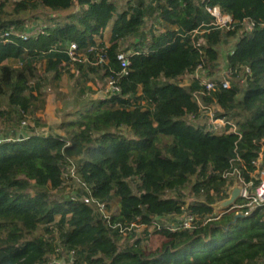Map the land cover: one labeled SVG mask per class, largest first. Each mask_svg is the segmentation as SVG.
<instances>
[{
	"label": "trees",
	"instance_id": "1",
	"mask_svg": "<svg viewBox=\"0 0 264 264\" xmlns=\"http://www.w3.org/2000/svg\"><path fill=\"white\" fill-rule=\"evenodd\" d=\"M119 1L0 0V121L34 115L58 98L70 65L92 75L96 86L119 88L94 97L74 79L66 95L72 107L54 125L58 134L0 142V264H46L56 249L75 251L72 264H264L263 209L236 216L234 209L215 215L211 207L229 185L221 173L235 163L248 179L261 151L264 0H127L128 8ZM213 6L231 17L230 28L186 35ZM38 9L48 16L34 15ZM148 11L160 32L143 31ZM34 19L42 21L37 30L28 28ZM244 19L256 25L253 32L244 31ZM230 39H236L226 59L230 87L203 101L236 121L240 139L187 124L198 109L195 86L174 81L197 64L210 75ZM197 40L204 43L198 47ZM70 44L86 62L69 58ZM120 54L129 62L124 73ZM69 161L78 162L91 196L115 207L111 223L148 228L155 218L185 212L195 218L191 228L154 227L165 239L154 251L135 232L119 235L79 198L59 196Z\"/></svg>",
	"mask_w": 264,
	"mask_h": 264
},
{
	"label": "built area",
	"instance_id": "2",
	"mask_svg": "<svg viewBox=\"0 0 264 264\" xmlns=\"http://www.w3.org/2000/svg\"><path fill=\"white\" fill-rule=\"evenodd\" d=\"M154 4L155 2L152 5ZM204 12L208 14V20L200 21L199 23H190V28L185 32L186 35H189L191 38H194L197 36L202 37L204 34L210 33L211 31H219L223 33L230 28L233 22L231 17L226 14H223L217 6L205 7ZM158 21L160 22V20ZM242 26L244 31L248 33H251L256 29V25L246 19L243 20ZM151 31H153L154 33L160 32L159 25L157 26V29H152ZM98 41L99 38L97 39V42ZM202 43L204 42L201 40H197L195 44L199 47ZM66 52L69 58L75 61V45L70 44L67 47ZM230 53L231 51L229 50L224 60L225 67H221V69L218 70L216 77L211 76L210 78H205L202 73V71L205 70L204 67L202 66V64H197L195 68L188 74V76L185 75L181 78L175 79L174 81L180 87L187 88L191 84L195 86L191 92V96L195 101L198 109L195 114H190L187 116L189 117L187 124L191 125L194 128H200L202 129V131H204L203 128H206L207 130L204 132H209L216 135L233 133L237 136V139H240L241 135L238 131L236 121L224 116L220 117L219 113L221 112V110L216 104L209 105L203 101L204 98L211 97L212 94L217 91V89H228L230 87L231 72L226 66L227 55H229ZM117 59L120 60V65L122 68L121 72L124 73L125 68L129 65V62L125 58L124 54L118 55ZM245 72L249 73V70L245 69ZM110 90L117 92L119 88L117 86L110 85ZM213 110L216 112V114L213 112ZM1 141H3V139H0V142ZM4 141L8 142L9 139H4ZM259 145L261 151L253 162L254 169L248 174V179L243 178L240 168L235 163H232L227 170L222 172L221 177L229 183L227 188L230 187L233 182H237L238 185L242 188V192L240 195L242 203H237L232 208L236 210V215H240L241 213L247 215L250 210H253L256 207H261L263 209L264 221V139L259 142ZM236 161H238L237 156ZM77 168L78 162L69 161V163L64 166L62 170L63 180L70 178L75 182V185L77 187V191H74L72 192V194L69 195L70 198H79L83 203L92 208L95 216L105 221L107 227L111 228L112 230H115L121 236H126L130 233L135 232V229L137 227L142 226L146 228L143 225H137L133 222L129 224L111 223L109 218L112 213L108 211L109 209L107 208V203L100 200H96L91 196L90 186L79 178ZM242 209L243 212L241 211ZM218 213L214 212L215 215H217ZM181 215H184V218L178 220L177 218ZM168 216L171 217V223L166 228L171 231L179 229H190L193 221L195 220L193 216L187 215L185 212L180 215L172 214ZM168 216H164L161 218H165ZM162 226V224L156 221L150 227H152V229L154 227L156 229H160ZM60 253H62L60 252V249H56L55 253L51 257V260L48 261L46 264H60L58 263L59 259L57 258ZM64 253H66V257L68 258V260L62 264H72L73 259L76 257V252L71 250Z\"/></svg>",
	"mask_w": 264,
	"mask_h": 264
},
{
	"label": "rangeland",
	"instance_id": "3",
	"mask_svg": "<svg viewBox=\"0 0 264 264\" xmlns=\"http://www.w3.org/2000/svg\"><path fill=\"white\" fill-rule=\"evenodd\" d=\"M127 2H128L127 0H120L119 4L121 7L128 8ZM33 13L34 15H43V16H48L49 14L47 10L40 11L39 9L34 10ZM40 25H42L41 19H37V20L34 19L33 21L30 22V26L28 28L32 26L31 28H34V30L35 29L37 30V27H39ZM157 26H158V20H157L156 14L148 11L145 14V26H144L143 31L147 32L148 30L157 29ZM28 28L24 29L22 33L23 37L25 38L27 35L26 33L28 32ZM105 33L106 34H104V37L107 39L109 29ZM130 41L132 43H137L138 41H140V39L137 37H130ZM235 41L236 39H230L228 41L224 40L222 42V45L220 46V56H221L220 62L215 67V69L212 71V73H210V75L207 74L206 70L202 71L203 76L205 78H210L211 76L216 77L218 70L221 69V67H225L224 60L226 58V54L229 50H231ZM125 46H126V42L125 44L122 45V47H125ZM77 59H81L86 62L87 56L84 54V52H80L75 57L76 62H77ZM12 65L16 66L14 63ZM39 70H41V66L39 67ZM69 75H71L72 77L70 78ZM231 78L232 76L230 77V84H231ZM74 79H77V81L80 84L85 83L86 86L94 90L95 91V95H93L94 97L101 96L103 94L110 92L109 83H106L104 85V82H98L99 87L104 86L102 89H99V87L94 84V79L92 75L88 74L86 76H83L82 71H78L76 66L70 65L69 73L63 77L62 84L60 88L58 89L59 93H61L60 96L56 99H54V97L51 99H48L43 109H41L34 115H23L20 117L12 115L9 118V120L0 121V139H3V141L4 139H9L10 141L14 139L16 136H21V135L29 136V134L32 135L35 133L40 134V135H48L50 131H52V133L58 134L59 132H57L56 126L54 125L59 123L62 116L72 107V98L66 95H68L69 89L73 85ZM213 112L216 114L214 110ZM188 119L189 117L186 118V121H188ZM203 130L206 131L207 129L203 128ZM74 191H77V187L75 185V182L69 178V179H64L62 188L58 191V194L60 197H69V195L72 194V192ZM181 195L185 196L184 200L186 201L185 199L186 195L183 193ZM108 208H109L108 211L110 213L115 211V207H113V205H111ZM170 218L171 217L169 216L165 218H155V221L167 227L171 223ZM183 218H184V215L183 216L181 215L177 219L181 220ZM135 233L137 237L144 238V243L147 249L150 251L159 249L161 244L165 241L162 234L153 232L152 227L147 228V229L142 226L137 227L135 229ZM57 258L59 259L58 263L60 264L65 263V261L68 260V258L66 257V253L64 252L60 253V255H58Z\"/></svg>",
	"mask_w": 264,
	"mask_h": 264
},
{
	"label": "water",
	"instance_id": "4",
	"mask_svg": "<svg viewBox=\"0 0 264 264\" xmlns=\"http://www.w3.org/2000/svg\"><path fill=\"white\" fill-rule=\"evenodd\" d=\"M242 188L237 182H233L225 192V198L221 201L214 203L211 207L215 212L232 210L233 206L240 199ZM238 216V215H236Z\"/></svg>",
	"mask_w": 264,
	"mask_h": 264
}]
</instances>
